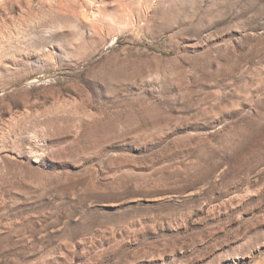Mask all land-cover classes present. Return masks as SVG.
Masks as SVG:
<instances>
[{
  "label": "rangeland",
  "instance_id": "374dc122",
  "mask_svg": "<svg viewBox=\"0 0 264 264\" xmlns=\"http://www.w3.org/2000/svg\"><path fill=\"white\" fill-rule=\"evenodd\" d=\"M5 1L0 264H264V0Z\"/></svg>",
  "mask_w": 264,
  "mask_h": 264
},
{
  "label": "bare ground",
  "instance_id": "6f19581e",
  "mask_svg": "<svg viewBox=\"0 0 264 264\" xmlns=\"http://www.w3.org/2000/svg\"><path fill=\"white\" fill-rule=\"evenodd\" d=\"M17 1H14V0H6L4 2V5L6 6V8L8 10H12L14 7H15V4H16ZM6 51V50H5Z\"/></svg>",
  "mask_w": 264,
  "mask_h": 264
}]
</instances>
